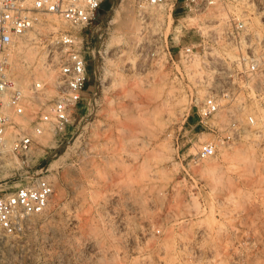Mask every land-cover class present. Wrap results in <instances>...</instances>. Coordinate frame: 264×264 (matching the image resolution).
<instances>
[{"label":"rangeland","instance_id":"rangeland-1","mask_svg":"<svg viewBox=\"0 0 264 264\" xmlns=\"http://www.w3.org/2000/svg\"><path fill=\"white\" fill-rule=\"evenodd\" d=\"M118 3L105 0L86 31L96 62L63 133L35 138L29 170L0 157V195L35 174L53 184L42 214L13 236L0 232V264H264V66L208 120L210 129L196 126L180 88L133 65V37L119 20L136 19ZM241 11L264 42V3ZM46 27L28 36L53 32ZM33 50L23 52L26 63ZM202 143L213 144L214 156L189 165Z\"/></svg>","mask_w":264,"mask_h":264},{"label":"built area","instance_id":"built-area-1","mask_svg":"<svg viewBox=\"0 0 264 264\" xmlns=\"http://www.w3.org/2000/svg\"><path fill=\"white\" fill-rule=\"evenodd\" d=\"M104 1L0 0V157L29 170L35 138L45 131L56 138L68 126L88 92L90 65L96 61L92 36L86 31ZM254 1L264 3L119 0L117 7L131 8L138 23L130 44L133 65L161 74L169 86L180 88L192 100L188 111L194 110L196 126L210 129L208 120L233 98L235 89L258 80L264 42L250 34L241 11ZM47 16L58 18L65 27L47 36L36 31L29 38L35 26H47ZM29 48L34 49V60L24 63L23 52ZM17 65L28 73L24 82L14 75ZM247 123H254L252 117ZM213 156V144L202 143L188 164L197 166ZM52 193V182L35 174L0 195L2 235L17 234L25 220L42 214ZM203 234L197 233L198 241Z\"/></svg>","mask_w":264,"mask_h":264},{"label":"bare ground","instance_id":"bare-ground-1","mask_svg":"<svg viewBox=\"0 0 264 264\" xmlns=\"http://www.w3.org/2000/svg\"><path fill=\"white\" fill-rule=\"evenodd\" d=\"M52 18H51V21H53V23H61V24H63L64 25V23L62 22V21H60L59 19L57 20L54 16H51ZM124 17V16H123ZM122 17V18H123ZM125 19H123V20H119V25L123 28V30H121V33H122V35H126V34H128V33H130V35L132 34L133 36H134V34L136 33V31L138 30V23H136L135 21H134V19H132V18H128V14L126 13V15H125ZM53 23L51 22L50 24H48L47 25V27L46 28H48V30H54V29H56V27L53 25ZM40 32V31H39ZM29 35V34H28ZM129 35V36H130ZM131 35V37H133ZM257 35V34H256ZM29 37V36H28ZM119 37V36H118ZM30 38V37H29ZM32 39V38H31ZM115 39H118L119 41H120V39H121V37H120V39L119 38H115ZM115 39H114V41H115ZM118 40H116V41H118ZM123 40V39H122ZM121 40V41H122ZM23 61H24V63H26L25 62V60L24 59H22ZM22 67H24V66H22ZM25 68V67H24ZM15 77H16V79L18 80V81H20V82H23L24 80L22 79V76H21V71L20 70H18V68H15ZM28 75V74H27ZM169 115V114H168ZM170 117V116H169ZM48 206V205H47ZM47 208V207H46ZM46 208H45V210H46Z\"/></svg>","mask_w":264,"mask_h":264}]
</instances>
